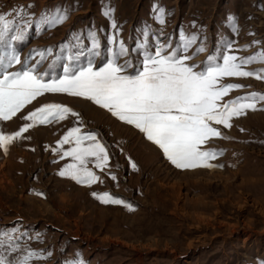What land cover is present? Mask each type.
Returning <instances> with one entry per match:
<instances>
[{
	"label": "rangeland",
	"instance_id": "1",
	"mask_svg": "<svg viewBox=\"0 0 264 264\" xmlns=\"http://www.w3.org/2000/svg\"><path fill=\"white\" fill-rule=\"evenodd\" d=\"M158 9L165 13L163 25L157 22ZM108 10L117 24V40L130 48L137 66L145 44L151 47L159 39L175 47L181 32L197 37L190 63H205L227 43L238 56L264 51V0H0V15L15 21V28L24 30L29 20L33 26L26 40L15 44L22 60L32 53L30 63H35L40 56L34 50L51 49L41 68L50 76L63 74L69 47L73 54L83 51L80 62H87L89 30L97 34L100 55L94 60L102 65L114 33L104 14ZM58 11L66 12L67 20L37 34L34 25L42 15ZM201 44L205 51L195 55ZM258 69L264 64L254 62L245 70ZM226 81L247 87L225 99L264 93V80ZM38 100L62 103L81 114L83 130L98 132L109 146V168L119 185L103 174V182L91 187L58 175L70 161L54 156L46 143L60 139L74 118L30 129L20 141L24 146L18 141L10 146V156L0 155V242L5 247L10 238L18 242L15 257L30 250L42 256L30 264H264V104L224 130L231 139L210 145L224 150L212 161L223 167L179 170L135 129L89 102L51 94ZM33 106L40 103L28 107ZM21 124L14 118L0 122V130L12 133ZM19 154L26 156L23 162ZM93 190L122 198L133 210L102 204Z\"/></svg>",
	"mask_w": 264,
	"mask_h": 264
},
{
	"label": "snow or ice",
	"instance_id": "2",
	"mask_svg": "<svg viewBox=\"0 0 264 264\" xmlns=\"http://www.w3.org/2000/svg\"><path fill=\"white\" fill-rule=\"evenodd\" d=\"M158 11L157 22L163 25L164 10ZM104 14L114 30L108 38L112 46L105 61L100 65L94 60L100 55V43L96 32L89 30L91 50L87 62H80L83 51L73 54L72 47H69L67 63L60 76H50L48 71H41L46 59L45 52L51 53V49L34 50L40 56L35 63H30L34 58L32 53L21 59L15 44L26 40L33 27L30 20L25 29L20 30L15 28V21L0 15V122H12L14 118L23 121L17 131H0V150L7 153L14 143L27 139L24 134L37 125L58 123L71 117L74 124L51 149L52 154L60 160L70 161L58 175L91 187L103 182V174L118 186V176L109 168V146L99 138L100 134L83 130V120L78 111L62 103L38 100L46 98L47 94L67 95L89 102L118 122L135 129L176 169L223 167L212 161L224 155V150L210 145L218 139H231L224 130L231 129L234 122L245 116L248 110L255 111L258 104H264V93L255 91L235 99H225L233 90L247 87L241 83L227 82L226 78L264 80V69L245 70L247 65L254 62L264 64V51L248 57L238 56L233 54L237 51L233 49V44L227 43L223 52L207 55L205 63H190L194 59L190 50L196 45L197 37H187L181 32V43L175 47L159 39L151 47L145 44L142 51L138 50L137 66L130 48L125 46L123 40H117L118 29L113 11L108 10ZM67 18L66 12L44 14L35 23L34 30L39 34L44 27L59 25ZM76 39V46H79V38ZM204 51L202 44L194 49L195 55ZM34 101L40 106H33V110L28 106L33 105ZM129 164L133 170H137V165L130 158ZM35 194L44 196L41 192ZM92 195L102 204L120 205L133 210L130 203L107 191L100 193L93 190ZM19 251V243H14L11 238L7 247L0 242V264H30L32 259L42 258L41 254L30 250L17 258L14 254ZM4 252L8 255L5 256ZM71 264L83 262L73 260Z\"/></svg>",
	"mask_w": 264,
	"mask_h": 264
},
{
	"label": "bare ground",
	"instance_id": "3",
	"mask_svg": "<svg viewBox=\"0 0 264 264\" xmlns=\"http://www.w3.org/2000/svg\"><path fill=\"white\" fill-rule=\"evenodd\" d=\"M88 116V115H87ZM21 126H22V124H21ZM5 127H7V126H5ZM4 127V128H5ZM0 131H3V130H0ZM8 131H9V129H8ZM8 131H4L5 133H8ZM64 134V133H63ZM63 134H59L60 135V138H61V136L63 135ZM36 140L37 141H39L37 138H36ZM59 140V139H58ZM58 140H56V141H51L52 143H46V147H48V148H53L52 146L53 145H56V142L58 141ZM19 143H20V141H19ZM21 144V143H20ZM22 146H24L23 144H21ZM25 146H27V147H31V145L30 144H28V145H25ZM34 148V147H33ZM2 154H4V155H8V156H10V153H4L2 150L0 151V155H2ZM25 158H26V156L24 155V154H19L18 156H17V160H20L21 162H23L24 160H25ZM6 163V162H5ZM4 163V164H5ZM26 163V162H25ZM6 165V164H5ZM14 189V188H13Z\"/></svg>",
	"mask_w": 264,
	"mask_h": 264
}]
</instances>
